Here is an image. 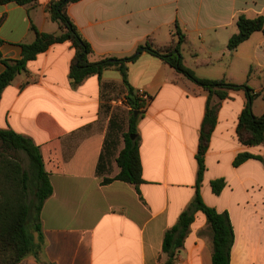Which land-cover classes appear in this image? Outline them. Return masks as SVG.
I'll use <instances>...</instances> for the list:
<instances>
[{
    "label": "crops",
    "instance_id": "1",
    "mask_svg": "<svg viewBox=\"0 0 264 264\" xmlns=\"http://www.w3.org/2000/svg\"><path fill=\"white\" fill-rule=\"evenodd\" d=\"M49 1L0 5L3 57L21 58V43L36 37L31 21L41 31L60 32L48 15ZM68 12L91 43L93 61L132 55L147 40L155 47L169 45L180 29L185 64L201 77L247 82L262 93L253 102L254 113H264V32L228 48L239 32V16L264 15V0H79ZM74 54L70 42L53 44L29 61L0 99V128H12L40 146L53 186L41 213L42 248L18 264H166L165 232L196 194V154L210 92L147 50L129 62L130 85L152 97L138 121L144 182L104 184V177L120 170L113 159L109 173H97L111 119L122 120L113 102L122 97L130 110L129 89L115 68L74 86L69 77ZM4 68L0 60V73ZM230 94L206 153L201 194L209 206L230 215L231 264H264V143L239 140L247 98L243 90ZM123 122L124 132L128 121ZM118 142L115 157L125 146L122 135ZM245 151L263 160L235 166L236 156ZM218 178L226 185L217 194L211 181ZM175 264H213L212 230L202 211L195 213Z\"/></svg>",
    "mask_w": 264,
    "mask_h": 264
},
{
    "label": "trees",
    "instance_id": "2",
    "mask_svg": "<svg viewBox=\"0 0 264 264\" xmlns=\"http://www.w3.org/2000/svg\"><path fill=\"white\" fill-rule=\"evenodd\" d=\"M78 1L50 0L47 12L52 20L59 23L60 32L41 31L31 21V30L35 32L36 37L32 42L21 43V58H6L0 53V60L5 65L4 70L0 73V99L4 89L11 84L15 77L28 70L29 61L56 43L70 42L71 47L75 50L69 72L71 83L74 86L79 85L89 76L101 77L107 69L119 70L129 89L127 102L131 107L128 130L122 132L125 146L115 157L121 134L117 129L118 123L116 124L115 117H112L109 133L99 158L97 173L100 176L109 173L111 161L115 159L120 170L114 177H104L103 183L122 180L138 187L144 182L138 121L150 101L146 102L141 99L138 91L130 85L128 63L136 60L143 50H147L169 63L177 72L209 90L210 95L201 125L199 147L196 154L198 162L196 194L191 204L181 213L177 223L166 230L163 239V252L167 256L166 264L176 263L195 219V213L202 211L207 216L212 230L213 264H231L235 230L230 215L227 211L220 212L215 207L209 206L201 194V185L207 170L206 153L218 122L222 102L231 96V91L236 90H243L247 98L237 127L239 140L251 146L264 143V113L256 115L253 111V102L262 93L256 92L247 82L234 83L226 79H213L197 75L183 60L181 43L184 35L178 28V40L169 45L155 47L150 40H147L132 55L107 56L93 61L90 59L93 52L91 43L84 37L68 12L69 5ZM9 2H16L20 5H36L39 0H0V5ZM3 22L4 17H1L0 27ZM238 26L239 32L234 34L228 42L230 50L236 49L255 31L264 32V15L251 18L241 14L238 18ZM3 42L4 40L0 37V45ZM131 134H135L136 137L131 138ZM18 153H23L26 159L20 158ZM250 158L263 160L262 156L245 151L236 156L234 165L239 166ZM225 185V178L211 181L212 190L217 194L223 190ZM52 193L53 186L50 175L45 169L40 146L31 137L12 128H0V264H18L27 255L37 253L42 248L44 237L41 213L45 201ZM34 233L38 234V242Z\"/></svg>",
    "mask_w": 264,
    "mask_h": 264
},
{
    "label": "rangeland",
    "instance_id": "3",
    "mask_svg": "<svg viewBox=\"0 0 264 264\" xmlns=\"http://www.w3.org/2000/svg\"><path fill=\"white\" fill-rule=\"evenodd\" d=\"M123 98L122 97H116V101L115 102H113V105H115L116 107H119V109L121 110V112H122V114L123 115H121V122H118V120L116 119V116H115V122H116V124H117V122H118V126H117V129L119 130V133L122 135V132H123V130H124V128H125V126H124V120H125V122H127V121H129V115H130V110H128V108L125 106V104L123 103V100H122ZM119 110V111H120ZM18 156L20 157V158H22L23 160H25L26 158H25V155L23 154V153H18Z\"/></svg>",
    "mask_w": 264,
    "mask_h": 264
},
{
    "label": "built area",
    "instance_id": "4",
    "mask_svg": "<svg viewBox=\"0 0 264 264\" xmlns=\"http://www.w3.org/2000/svg\"><path fill=\"white\" fill-rule=\"evenodd\" d=\"M138 95L141 97V99H143L146 102H149L151 99L150 95L143 89L138 90Z\"/></svg>",
    "mask_w": 264,
    "mask_h": 264
},
{
    "label": "water",
    "instance_id": "5",
    "mask_svg": "<svg viewBox=\"0 0 264 264\" xmlns=\"http://www.w3.org/2000/svg\"><path fill=\"white\" fill-rule=\"evenodd\" d=\"M137 115V112L135 113ZM136 135L135 134H131V138H135Z\"/></svg>",
    "mask_w": 264,
    "mask_h": 264
}]
</instances>
